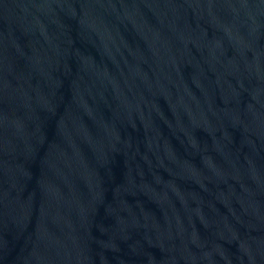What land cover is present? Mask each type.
Here are the masks:
<instances>
[{
    "label": "water",
    "instance_id": "95a60500",
    "mask_svg": "<svg viewBox=\"0 0 264 264\" xmlns=\"http://www.w3.org/2000/svg\"><path fill=\"white\" fill-rule=\"evenodd\" d=\"M0 264H264V0H0Z\"/></svg>",
    "mask_w": 264,
    "mask_h": 264
}]
</instances>
